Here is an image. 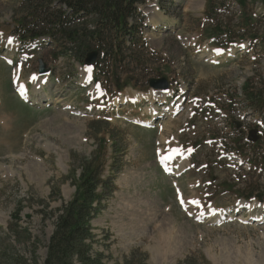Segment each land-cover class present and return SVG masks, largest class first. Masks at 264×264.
I'll return each mask as SVG.
<instances>
[{
	"label": "rangeland",
	"instance_id": "1",
	"mask_svg": "<svg viewBox=\"0 0 264 264\" xmlns=\"http://www.w3.org/2000/svg\"><path fill=\"white\" fill-rule=\"evenodd\" d=\"M30 1L0 0V264H44L59 210L78 189L73 180L100 145L102 176L117 188L92 222L93 252L105 263L264 264V224L235 211L240 199L264 195V141L253 146L257 117L243 93L249 80L264 92L262 0H249L246 11L239 0H147L142 65L118 70L133 87L117 95L102 76L103 96L84 86L83 65L57 43L17 45ZM244 16L257 20L251 32ZM218 25L246 49L218 50ZM16 74L29 88L46 79L45 94L22 100ZM161 78L171 86L166 102L149 86ZM241 140L243 167L222 159ZM172 150L182 155L173 164L179 177L161 169Z\"/></svg>",
	"mask_w": 264,
	"mask_h": 264
},
{
	"label": "trees",
	"instance_id": "2",
	"mask_svg": "<svg viewBox=\"0 0 264 264\" xmlns=\"http://www.w3.org/2000/svg\"><path fill=\"white\" fill-rule=\"evenodd\" d=\"M146 1L32 0L30 2L34 3L28 4V12L19 19L14 34L23 48L40 37L50 35L53 42L60 45V54L73 53L80 65H85L90 53H99L94 68L95 80L107 77L120 94L133 87V80H122L119 67L133 63L142 65L137 58L140 59L139 52L147 49L143 34L145 19L139 9ZM248 2L239 0L240 8L246 11ZM262 4L264 6V0ZM215 9L212 6L211 10ZM242 23L249 32L258 24L257 20L247 16L243 17ZM212 37L220 48L236 43L232 31L222 30L219 25L213 28ZM249 37L253 40L259 38L253 34ZM222 38L225 40L219 41ZM252 85V80L247 81L243 91L247 105L257 111L264 106V92ZM101 151L100 145L94 159L84 160L80 166V177L73 180L78 189L73 199L59 210L44 264H107L103 255L93 252L95 236L92 222L103 212L105 201L117 188L113 177L108 180L102 177ZM258 197L262 199L264 196L259 194ZM15 262L28 264L23 258ZM33 264L38 263L35 261Z\"/></svg>",
	"mask_w": 264,
	"mask_h": 264
},
{
	"label": "bare ground",
	"instance_id": "3",
	"mask_svg": "<svg viewBox=\"0 0 264 264\" xmlns=\"http://www.w3.org/2000/svg\"><path fill=\"white\" fill-rule=\"evenodd\" d=\"M139 6V5H138ZM142 6V5H141ZM50 36V35H49ZM52 38V37H51ZM243 43V42H242ZM27 47V46H26ZM205 50L204 51H202L201 50V52H203V53H205V54H208V52H210L209 51V49L207 48V46L206 47H203ZM249 48V47H248ZM18 73V72H17ZM82 73H83V71H82ZM16 76H17V74H16ZM36 78V77H35ZM37 79V78H36ZM41 80V79H40ZM46 79H44V81H45ZM47 82V81H46ZM81 82H83V84L85 85V86H88L89 85V82H88V80H87V77H86V75L85 74H83V78H82V80H81ZM25 83V82H24ZM24 83H21V84H19L18 85V90L20 91V89L21 88H25V96H23L22 95V97L24 98V99H26V100H33V102H35L34 101V99H33V97H34V95H36V94H39V95H43V94H45V92H44V90H42V88H44V86H43V84H44V82H43V80H41L39 83H36L35 84V86H34V88L33 87H31L30 89L29 88H27L26 86H25V84ZM250 83V82H249ZM91 85V84H90ZM245 85H246V83H245ZM46 86V85H45ZM29 87V86H28ZM245 88V87H244ZM244 90V89H243ZM157 94V93H156ZM168 96V95H167ZM144 98V96L143 95H139L138 96V100H142ZM157 98L158 99H160V100H163L164 102H166V100H165V98H166V95L162 92V91H160L159 92V94L157 95ZM167 99V98H166ZM66 105V104H65ZM68 106V105H67ZM152 111H156L154 108H152ZM126 118V117H125ZM238 119H239V117H238ZM240 120V119H239ZM241 123V122H240ZM147 124H150V122H148ZM239 126V125H238ZM256 132V131H255ZM256 135H257V133H256ZM252 137H253V135H252ZM255 137V136H254ZM257 141V140H256ZM262 142V141H261ZM261 144V143H260ZM260 146V145H259ZM263 150V149H262ZM253 152V151H252ZM262 153H264V152H262ZM183 155H184V153H183ZM186 155V154H185ZM182 156V155H181ZM263 157V156H262ZM183 158V157H182ZM184 159V158H183ZM182 163V162H181ZM185 164V163H184ZM181 165V164H180ZM261 166H262V164H261ZM264 166V165H263ZM236 168V167H235ZM262 170H264V168L262 169ZM181 172V171H180ZM264 172V171H263ZM173 176H175V175H173ZM259 196V195H258ZM257 196V197H258ZM233 210H234V208H233ZM236 212H239L238 211V209L237 210H235ZM238 214V213H237ZM250 218V220H253L254 221V223H258V224H264V213H262V212H259V211H256L255 213H251L250 214V216H249Z\"/></svg>",
	"mask_w": 264,
	"mask_h": 264
},
{
	"label": "water",
	"instance_id": "4",
	"mask_svg": "<svg viewBox=\"0 0 264 264\" xmlns=\"http://www.w3.org/2000/svg\"><path fill=\"white\" fill-rule=\"evenodd\" d=\"M97 57H98V53L97 52H93L91 53L85 64L87 66H93L97 60ZM149 86L152 88V89H155V90H162V91H165V90H169L170 88V84L169 82L167 81V79L165 78H162V79H159V80H155V79H152L149 83Z\"/></svg>",
	"mask_w": 264,
	"mask_h": 264
},
{
	"label": "snow or ice",
	"instance_id": "5",
	"mask_svg": "<svg viewBox=\"0 0 264 264\" xmlns=\"http://www.w3.org/2000/svg\"><path fill=\"white\" fill-rule=\"evenodd\" d=\"M3 34L2 33H0V36H2ZM12 39L13 38H9V40H8V43L10 44V43H12ZM87 71H91V69H88ZM33 79H35V77H33ZM183 202V201H182ZM194 203H198V202H195L194 201Z\"/></svg>",
	"mask_w": 264,
	"mask_h": 264
}]
</instances>
